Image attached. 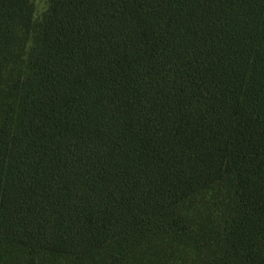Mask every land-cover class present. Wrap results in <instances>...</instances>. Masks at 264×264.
<instances>
[{"label": "trees", "instance_id": "trees-1", "mask_svg": "<svg viewBox=\"0 0 264 264\" xmlns=\"http://www.w3.org/2000/svg\"><path fill=\"white\" fill-rule=\"evenodd\" d=\"M0 264H264V0H0Z\"/></svg>", "mask_w": 264, "mask_h": 264}, {"label": "rangeland", "instance_id": "rangeland-1", "mask_svg": "<svg viewBox=\"0 0 264 264\" xmlns=\"http://www.w3.org/2000/svg\"><path fill=\"white\" fill-rule=\"evenodd\" d=\"M35 2H36L37 10L42 11V9L44 8L45 0H35Z\"/></svg>", "mask_w": 264, "mask_h": 264}]
</instances>
